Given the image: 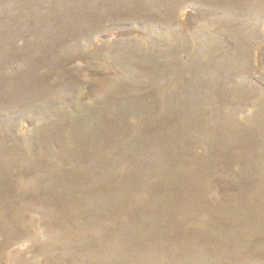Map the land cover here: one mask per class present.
<instances>
[{
	"label": "rangeland",
	"instance_id": "rangeland-1",
	"mask_svg": "<svg viewBox=\"0 0 264 264\" xmlns=\"http://www.w3.org/2000/svg\"><path fill=\"white\" fill-rule=\"evenodd\" d=\"M0 264H264V0H0Z\"/></svg>",
	"mask_w": 264,
	"mask_h": 264
}]
</instances>
